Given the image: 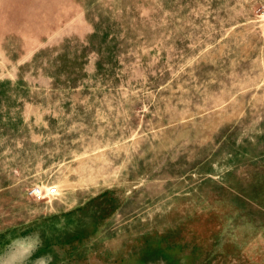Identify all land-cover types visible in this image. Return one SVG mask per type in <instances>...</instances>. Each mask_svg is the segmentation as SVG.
I'll use <instances>...</instances> for the list:
<instances>
[{
	"label": "rangeland",
	"instance_id": "rangeland-1",
	"mask_svg": "<svg viewBox=\"0 0 264 264\" xmlns=\"http://www.w3.org/2000/svg\"><path fill=\"white\" fill-rule=\"evenodd\" d=\"M0 264H264V0H0Z\"/></svg>",
	"mask_w": 264,
	"mask_h": 264
},
{
	"label": "built area",
	"instance_id": "built-area-1",
	"mask_svg": "<svg viewBox=\"0 0 264 264\" xmlns=\"http://www.w3.org/2000/svg\"><path fill=\"white\" fill-rule=\"evenodd\" d=\"M29 196H31L34 199H44V198H51L59 195V190L57 186H33L28 191Z\"/></svg>",
	"mask_w": 264,
	"mask_h": 264
}]
</instances>
